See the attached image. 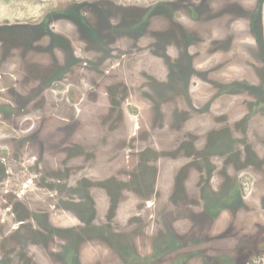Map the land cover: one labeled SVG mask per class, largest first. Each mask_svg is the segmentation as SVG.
Instances as JSON below:
<instances>
[{
	"label": "flooded vegetation",
	"instance_id": "flooded-vegetation-1",
	"mask_svg": "<svg viewBox=\"0 0 264 264\" xmlns=\"http://www.w3.org/2000/svg\"><path fill=\"white\" fill-rule=\"evenodd\" d=\"M226 2L218 15L204 16L195 6L189 8L192 14L186 15L185 22L175 14L181 9L180 5L167 15L163 5L119 8L109 1H85L64 7L58 15L44 16L37 25L27 24L21 29L0 26V34L9 35L11 40L22 35L20 37L30 45L23 53L32 54L37 43L40 52L64 55L62 62H57L53 56L47 67L34 63L9 67L10 64L0 59V77L5 70L15 73L21 69L23 73L18 76L27 82L19 85L15 74H11L14 86L8 91L14 99L0 102V118L19 120L36 113L42 116L39 124L36 123L40 126L19 138L7 154L0 153L2 242L17 240L21 230L24 236L35 232L46 244L59 237L74 247L96 242L106 246L125 264H161L163 252L176 247L194 248V253L201 258L199 262L204 264H243L251 259L254 253L248 246L264 243V222L258 212L253 216L255 233L243 231L234 239L227 232L211 237L215 220L212 228L206 230L199 229L202 224L198 222L205 212L212 213L210 204L221 189L230 190L243 171L264 170V142L258 141L264 139V69L256 73L257 81L253 84L242 78L225 81L221 76H214L218 66L200 63L204 55L220 54L218 59L221 62L224 59L222 65L225 64V54L237 51L240 37L235 31L240 28L242 18L246 19L247 32L259 46L258 55L263 61L260 9L243 6L240 2L231 5ZM211 7H205L209 13ZM54 22H61L63 32L59 30L57 35L52 32ZM216 30L219 34H215ZM98 54L104 55L101 61L94 57ZM115 54L132 60L140 71L128 74L140 76L131 79L134 89L131 90V84L124 78L106 80L111 65L106 61L109 55ZM83 55L91 57L82 58ZM109 60L116 63L114 56ZM86 79L95 90L86 96L85 99H89L79 109L70 108L71 112H65L58 102L53 104L48 97L55 83L80 88ZM208 79H212L210 82L215 89L209 97L201 98L203 95L193 90L192 83ZM100 80L111 83L104 84L106 88L101 92ZM225 86L228 88L224 89ZM247 87L259 88L261 95L251 99L246 111L236 110L232 115L211 107L218 98L244 95ZM131 97L149 105L150 116H155L149 123L134 122L127 114L125 103ZM64 101L67 102L66 97ZM168 103H172L171 109ZM142 108L140 117L144 114ZM109 113L111 120L106 122ZM200 113H205L203 132L195 130L192 124ZM98 125L105 126V130L98 131ZM92 127L93 131L85 132ZM119 130L122 132L115 139L112 134ZM89 133L100 138L94 148L111 150L114 147L115 162L121 160L117 164L119 168L102 176L91 175V164L107 153L89 151L83 136ZM112 139L119 142L120 147H116ZM164 159L170 160L171 169L165 174L166 183L161 187L159 166ZM130 166H134L132 171ZM136 181L141 184H134L136 190H133L130 182ZM192 182L193 188H190ZM95 191L102 192L100 196L109 200L107 211L100 210ZM127 192L148 211L150 204L166 202H161L152 216L123 215L121 207ZM36 194L51 199L53 208L47 200L44 202L47 205H39ZM16 200L21 203H15ZM8 201L12 210L8 209ZM246 201L245 197L237 196L235 204L239 208L235 209V214L245 208L242 204ZM55 207L80 223L63 230L54 226L51 214ZM154 218L156 222L152 221ZM177 225L185 231L195 228L196 231L188 233L190 240L180 239ZM147 235L150 241L166 235L172 238L162 240L161 245L150 244L149 253L143 254L138 248L139 241ZM77 255L75 252L76 260ZM189 261L190 258H183L177 264H189Z\"/></svg>",
	"mask_w": 264,
	"mask_h": 264
},
{
	"label": "rangeland",
	"instance_id": "rangeland-1",
	"mask_svg": "<svg viewBox=\"0 0 264 264\" xmlns=\"http://www.w3.org/2000/svg\"><path fill=\"white\" fill-rule=\"evenodd\" d=\"M85 1H97L101 3L109 1L119 8H123L125 7V5H131L141 8L163 5L164 7L166 6L165 9L168 13L167 15L172 14L171 10H174L176 5H180L181 9L178 10L175 14H177V18L185 22L186 15L192 14L189 8L193 9L195 6L197 9L201 10V14L204 16L212 14L218 15V11L221 9L222 5L224 6L225 2V0H0V26L3 28H5V26H9L13 29L19 27L18 29H21V26L23 25H37L42 21L44 16L58 15L60 13V10L64 7L76 4L77 2L79 3ZM229 1L230 0H227L226 4L231 5L235 2H240L243 6H258V8L260 9V11H258L260 14L259 26L264 35V0H231V3ZM208 5L212 6L210 10L211 13H209L207 11V8H205L208 7ZM121 12L122 10H119V13ZM121 14H123V12ZM229 15L230 14H228V16ZM60 23L61 22L53 23L54 27L52 32L56 33V35L58 34L59 30L63 32V25L61 26ZM248 29L249 28L247 27L246 19L242 18L240 28H237V30L235 31L240 37L239 41L236 44L237 51H231L225 54V64L222 65L224 59L222 60V62L218 59L220 54H218L216 57H205L204 55V58L200 61V63L202 64L203 61L206 63V65L215 64L216 67L218 66V72L214 76H221L225 81L242 78L249 80L253 84H256V73L264 69V58L263 61L260 59V55H258V53L261 50L255 40L250 37V34L247 32ZM212 30L215 29L212 28ZM215 34H219V31L216 30ZM35 35L38 36L37 34ZM8 36L9 35L6 34H0V59L4 63L10 64L9 67H16L19 64L28 63L39 64L42 67H47V65L52 62L53 56L56 57L57 62H62L64 60V55L60 54L59 52L56 55L40 52L39 50H37V47L39 46L37 43H35L34 45L36 50L32 54H30V52L28 54L23 53L30 45H28L27 42L24 41L23 37H20L22 35L18 34L19 37L12 40L11 38H8ZM46 45L47 41L46 43L44 42V46ZM238 48H240L239 51ZM6 56H9V59H6ZM103 56V54H98L94 57H99L98 59L99 61H101ZM109 56V59H111L112 56L116 57V63L109 59L108 60L110 62L108 60L106 61L108 63H111V65L108 66L109 72L108 75H106V80H108L109 82H113L118 79L122 80L124 78L131 84V90L134 89L132 88L133 82L131 81V79H139L140 76L136 75L131 77L128 74L133 71L140 73V71H137L132 60H129L127 57L123 58V54H115ZM89 57L91 56H82V58ZM118 59L122 61H118ZM122 62L124 63L122 64ZM145 62L146 61H144V63ZM4 72L5 74L0 77V102L11 101L12 99H14L11 97L12 95L8 91L10 86H14V83H12L14 76L11 74H15V78L17 79L19 85L27 84L26 81L22 80L18 76V74L22 75L23 73L21 69L15 70V73H11V71L6 70ZM210 80L212 79L204 81H193V90L196 93H201L203 95L200 96L201 98L209 97L213 92V89H215L212 86ZM67 82L71 83L72 81L67 80ZM104 84L111 83H106L100 80V92L106 88ZM227 88V86L224 87V89ZM245 89L247 93H245L244 95L224 96L218 98L216 103L212 104L211 107H214V109H218L220 112L225 111L226 113H232V115L235 114L236 110L246 111L248 109L249 103L251 102V99L256 98V96L261 95V93L257 91L259 88L256 87H247ZM94 90V87H91L88 79L84 81V85L80 88L79 86H72L70 84L58 82L50 87L48 97L53 104H56L58 102L60 108L63 109V111L71 112L70 108H74V110L76 108L79 109L80 106L83 105L82 103L89 99H85L86 96L92 94ZM20 93H23V91H20ZM65 97L67 98V102L64 101ZM171 104L172 103H168L167 105L170 109L172 107ZM125 105L127 114L134 122L139 121L144 123L145 121L149 123L150 119L155 117L150 116L151 113L149 112V105H143V103L138 102L135 97L129 98L126 101ZM90 108V112H93V107ZM141 108L144 114L140 117ZM104 114L105 113H102V115ZM203 115H205V113L196 114V116L194 117V121L192 122L195 130H199L201 132L202 129H204L206 123L205 117ZM40 117L42 116H39V113H36L34 115L28 114L25 117H21V119L19 120L13 117L0 118V153L4 152V154H7V151H9L11 145L15 144L19 138H23L28 133L32 132L34 130L33 128H37L38 126H40H37L36 124L38 123ZM110 120L111 114L109 113L106 122ZM104 127L102 125L96 126V128H98V131H104ZM257 129H259V123L257 124ZM91 131H93V127L91 130H87L85 132ZM120 132L122 131L119 130L112 134L115 135V139L118 135L121 134ZM83 136L85 138V144H87L89 151L91 152L92 150L96 149L94 148V145L96 144L97 139L98 141H100L98 135L96 137L95 134L92 133L90 135L89 133ZM258 141L264 142V139H259ZM112 142L116 145V147H120V143L116 140L112 139ZM111 150H108L106 147L96 149V152H99L100 154L107 153V155L101 156L91 164L89 170L91 171L90 173L92 176H102L107 174L109 171H113L119 168L117 164L121 162V160L115 162V159L113 157L114 154H116L114 147H112ZM0 158H2V156ZM4 158L9 159V157ZM28 160H26V162H28ZM133 168L134 166H130L129 170L132 171ZM159 168L161 174V181H159V185L161 187H164L166 183V181L164 180L166 178L165 174H168L169 170L171 169L170 160H162ZM118 177L123 178V176ZM126 180L128 181V179ZM135 180L137 179L135 178ZM129 181H132V178ZM130 183L133 190H136L134 184H141L140 181ZM193 184L194 182H192V186L191 184H189L190 188H193ZM247 192L253 193L249 195ZM95 193H97L99 196L98 197L95 194L97 202L99 203L100 210L107 211L109 200H107L106 197L104 199V197L100 196L102 192L95 191ZM126 194L127 197L123 201L121 207V213L123 215L124 213H137L136 215L149 214L150 216L154 214L153 209L149 211L142 209V206L139 205L140 202L138 200H135L132 194L128 192ZM237 196L245 197L247 203H243L242 207L245 208H243L242 210L239 209L238 213L235 214V209L239 208V205L235 204ZM36 198L39 205H43L45 200H47L41 194H36ZM47 201L51 202V199ZM10 202L12 203L13 200H11ZM10 202L8 201V206H10L8 207V209L12 210L13 206L10 204ZM15 203L19 204L21 203V201L16 200ZM44 205H47V203H45ZM48 205H50L52 208L54 206L52 202ZM210 205V210H212V213L205 212V215L201 219H199L198 222L202 224V226H199L201 227L199 229L206 230L208 228H212V222H214L215 220L213 226L214 231H212V234L210 235L211 237H215V235L218 236L222 233L227 232L230 233L234 239L237 234L243 231H245L246 233H255L256 223L255 219L253 218V216H255L254 214L258 212V217L261 218V220H263L264 222V170L263 172H258L256 170L243 171L241 173V177L238 178L237 183L234 184V186L230 190L221 189L217 199L214 200ZM261 215L263 216L261 217ZM51 220L54 226L61 227L62 230L64 228H72L73 226H76L78 223H80V221L76 220L74 217H71L70 215L59 211L57 207L53 209ZM152 221L156 222L155 218L152 219ZM164 221L165 220H163V222ZM186 221H188V219H184V222ZM185 230L186 229H183L182 226L177 225V236L180 239L190 240V234L188 233L195 232L196 228L190 231ZM171 234L172 233H169V235ZM18 235L19 237L17 238V240L10 241L8 243L2 242L0 238V264H74V261H77L75 262V264H125L124 262H121L117 255L112 253L106 246H101L96 242H90L82 246L77 245L74 247L70 242L67 243L66 240L63 241L62 237H59L60 235L58 236L59 239H57L56 241L51 240L49 244H46L44 241L38 239L35 232H33V234L30 233L28 236H24L21 230L20 232H18ZM169 235L161 237L159 236L157 237L156 241H150L148 235L141 237L138 248L143 254L149 253V250L151 249L150 244H154L155 246H157L158 244L161 245L162 240L164 239L170 241L169 239H171L172 237ZM248 248L252 249L254 255L251 257V259L244 261L243 264H264V243L253 247L248 246ZM75 252H77L78 254L77 260L74 257ZM183 258H190L189 264H204L203 262H199L201 258H199V256L194 253V248L192 249L190 247H176L173 248V250H167L163 252L162 258L160 260L161 264H177L178 262H182Z\"/></svg>",
	"mask_w": 264,
	"mask_h": 264
},
{
	"label": "water",
	"instance_id": "water-1",
	"mask_svg": "<svg viewBox=\"0 0 264 264\" xmlns=\"http://www.w3.org/2000/svg\"><path fill=\"white\" fill-rule=\"evenodd\" d=\"M204 131V129H202V132ZM101 189V191H104V192H106L105 190L106 189H103V188H100ZM161 202H166V201H164V200H160L159 201V204L158 203H154V204H150L148 207L150 208V209H153V210H158L159 209V207H160V203Z\"/></svg>",
	"mask_w": 264,
	"mask_h": 264
},
{
	"label": "trees",
	"instance_id": "trees-1",
	"mask_svg": "<svg viewBox=\"0 0 264 264\" xmlns=\"http://www.w3.org/2000/svg\"><path fill=\"white\" fill-rule=\"evenodd\" d=\"M107 185H109V184L107 183ZM104 186L106 187V184H104Z\"/></svg>",
	"mask_w": 264,
	"mask_h": 264
}]
</instances>
